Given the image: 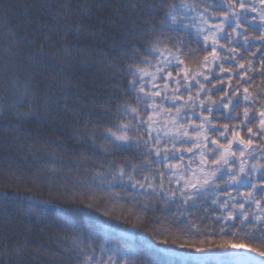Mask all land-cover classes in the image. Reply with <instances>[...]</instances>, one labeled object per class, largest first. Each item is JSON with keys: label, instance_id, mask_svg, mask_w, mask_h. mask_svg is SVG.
<instances>
[{"label": "snow or ice", "instance_id": "1", "mask_svg": "<svg viewBox=\"0 0 264 264\" xmlns=\"http://www.w3.org/2000/svg\"><path fill=\"white\" fill-rule=\"evenodd\" d=\"M40 6L35 27L22 22L24 34H13L33 49L27 79L0 82V159L9 161L0 175L13 189L0 200V228L11 229L0 230V264H41L32 225L53 208L79 222L42 264H264V0H129L100 56L103 82L94 76L91 87L69 74L88 26L69 4ZM13 151L26 176L11 170ZM45 188L54 195L39 198ZM114 189L135 201L122 213L131 228L97 217L94 230L87 218L106 196L118 202ZM69 200L80 206L61 207ZM149 212L185 226L152 228L137 248L132 229L147 227Z\"/></svg>", "mask_w": 264, "mask_h": 264}, {"label": "trees", "instance_id": "2", "mask_svg": "<svg viewBox=\"0 0 264 264\" xmlns=\"http://www.w3.org/2000/svg\"><path fill=\"white\" fill-rule=\"evenodd\" d=\"M42 2L43 0H0V8L7 6L6 11H0V82H6L16 77H19L21 81L27 79L28 69L26 61L32 54L33 49L23 45L15 46L12 43L13 34H24L23 29L18 28L22 22L31 21L33 23L30 26L35 27V22L44 17L45 10L40 6ZM59 2L61 4H69L72 10L79 13V15H73V20L82 19L88 26L87 30L82 34L81 44L83 48L77 54L78 62L70 70L69 74L76 76L82 87H91V81L96 76V84L98 86L102 84L104 76V72L100 68V56L112 45L113 40L117 39L121 34V25L124 23L122 17L126 15L123 5L127 4L129 0H59ZM189 2H192V0H189ZM60 11L63 13V9H60ZM83 57H88L91 60V63L86 67L79 63V59ZM21 65L24 66L21 67ZM256 83H260L259 77ZM42 86L40 84L41 88ZM28 128L35 133L36 126L34 124H29ZM68 131H71V128ZM42 134L52 135L53 133L50 129H46ZM66 142L70 145L73 143L71 140ZM0 143H3V134H0ZM4 155L6 153L0 149V157ZM10 158L12 162L11 170L26 176L30 169L24 163L23 158L15 151L11 152ZM73 158L71 155L66 157V159ZM30 163L33 164V169L40 166L35 162L30 161ZM8 164V160L0 159V170L7 169ZM17 165H19V168H17ZM57 175H68L70 179H73L76 177V172L75 170L67 173L60 171ZM5 191L11 192L13 189L4 186L3 176L0 175V200H3L2 193ZM61 191H64V189H61ZM113 191L119 192L118 202L111 200L110 196H106L103 200L96 202L99 205V210L93 212L87 218L88 226L94 228V230H102V225L97 221V217H99V220H108L111 225L115 226L114 230L131 228V224L123 223L122 213L127 214L129 208L135 204V201H129L127 195L120 192L119 189H114ZM36 194L42 199H47L54 195V193H49L46 188L42 192L37 191ZM68 194L71 195V183L68 185ZM7 204L8 210L13 217L27 220V217L20 210L23 207L20 202L8 201ZM79 206V204L70 200L61 204L63 208ZM105 211L110 212L111 215H102ZM39 215H41L43 222L33 223L32 244L38 245L44 250L41 252L42 262H51L56 259L51 253L57 250L62 233L79 221L75 215L61 213L59 209L55 208L46 213H39ZM184 219L183 217H177L174 220L171 213L166 217L161 212H149L145 220L147 227L132 229L136 233V237L131 243L137 248H142L152 228L157 226L160 228H168L170 226L173 229L183 228L185 225L180 221ZM157 221L161 223L157 225ZM0 230L11 231V229L2 228ZM117 234L121 239H128L125 233L117 232ZM152 242L155 243V241Z\"/></svg>", "mask_w": 264, "mask_h": 264}]
</instances>
